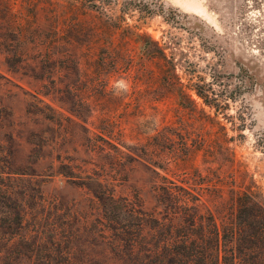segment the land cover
I'll return each instance as SVG.
<instances>
[{
    "label": "rangeland",
    "instance_id": "374dc122",
    "mask_svg": "<svg viewBox=\"0 0 264 264\" xmlns=\"http://www.w3.org/2000/svg\"><path fill=\"white\" fill-rule=\"evenodd\" d=\"M189 85L219 101L215 117ZM0 167L27 173H1L8 189L43 194L25 200L17 245L66 235L78 215L86 264L119 262L88 243L99 212L84 175L146 208L162 177L187 181L218 224L232 188L264 202V0H0ZM25 251L0 264L48 259Z\"/></svg>",
    "mask_w": 264,
    "mask_h": 264
},
{
    "label": "trees",
    "instance_id": "16d2710c",
    "mask_svg": "<svg viewBox=\"0 0 264 264\" xmlns=\"http://www.w3.org/2000/svg\"><path fill=\"white\" fill-rule=\"evenodd\" d=\"M153 42L149 39L151 45ZM140 48L141 56L147 59L163 56L155 48ZM186 89L193 90L203 105L213 109L214 117L223 108L217 99L204 94L200 87L189 85ZM178 96L179 100L185 98L193 103L185 91H182L183 97ZM192 152L188 153L187 149V157ZM1 173L6 176L27 174L15 169L4 172L0 167ZM161 179L153 188L156 205L146 208L144 200L137 195H118L98 179L89 175L81 177L78 183L91 193L99 212V216L93 219L95 224H91V231L100 242L92 237L88 243L104 246L119 264H264V202L249 189H231L228 217L218 224L210 210L199 212L196 203L199 197L193 194L190 183ZM2 182L0 179V195L12 201L6 206L12 216L9 222L4 220L5 230L0 231V239L4 241L0 246L1 258L24 249L32 254L45 251L48 259L40 264H86L90 260L72 255L74 251H80V246L74 242L85 227L79 224H86L84 220L79 222L81 216L78 215L77 226L66 235H52L43 244L29 241V235H25L23 242L17 245L14 237L21 229L25 200L36 197L42 201L43 194L37 183L34 184L36 187L22 186L13 190ZM50 253L59 254V259L48 255ZM6 264L16 263L10 259Z\"/></svg>",
    "mask_w": 264,
    "mask_h": 264
}]
</instances>
